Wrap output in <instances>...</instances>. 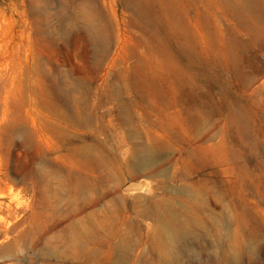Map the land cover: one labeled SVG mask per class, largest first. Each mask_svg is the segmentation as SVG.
<instances>
[{"label": "rangeland", "instance_id": "obj_1", "mask_svg": "<svg viewBox=\"0 0 264 264\" xmlns=\"http://www.w3.org/2000/svg\"><path fill=\"white\" fill-rule=\"evenodd\" d=\"M261 5L0 0V264H85L68 226L92 209L94 264L111 263L121 235L139 264L150 255L134 225L155 223L140 212L171 196L223 238L249 242L255 232L253 255L238 264H264V12L253 10ZM234 108L252 139L235 126ZM155 139L157 173L131 166L137 146ZM190 251L180 264H216V247L212 259Z\"/></svg>", "mask_w": 264, "mask_h": 264}, {"label": "bare ground", "instance_id": "obj_2", "mask_svg": "<svg viewBox=\"0 0 264 264\" xmlns=\"http://www.w3.org/2000/svg\"><path fill=\"white\" fill-rule=\"evenodd\" d=\"M253 10L257 12L258 16H261V13L264 12V7L262 5L259 7L255 6ZM89 36L94 40L93 43H95L97 48H99L101 43L95 41L94 34H89ZM239 115L241 117V114ZM239 115L237 109L234 108L232 112V116L235 126L238 128L243 138L252 139V134L248 126H245V124L244 126H240L239 123H241L242 120L239 117ZM161 145H162L161 142L158 141L157 139L153 140L149 145L143 143L139 144L132 158L131 166H134L141 171H146L147 174L155 173V172L157 173L156 164L158 163L159 159H161V152H160ZM249 145L251 149L255 150L259 148L260 143H257L253 140L252 143L249 142ZM76 149L79 153L82 154L88 152V148L84 146L77 147ZM212 151H213L212 155L214 157H221V158L226 157L224 153L221 154L219 152L220 148H218L217 146H213ZM80 200L81 199H79V201ZM175 204H176L175 197L171 196L169 198H162L156 201L148 202L147 205H145V208L141 210L140 213L142 215L152 217L155 223L151 226L146 227L145 229H142V227L139 224L134 225V227L137 229V233L139 234L138 243L140 245L147 243L148 244L147 251L150 255L149 260L141 259L139 264H180V260L183 257H187V260L193 258V254L191 253L190 250L193 249L195 246L200 248L203 255H207L211 259L212 256L211 254H209L208 250L211 247H216L218 251L217 253L218 257L214 260L216 264H222L228 261H230L233 264H238L241 258L244 257V255L253 253L256 247L255 232L251 231L249 242H240L237 240V238L234 239L223 238L221 237L219 233V228L216 225H214L211 222H208L207 220H203V219L200 220L199 218L197 219L196 217L195 219L193 217L192 203H190V205L188 206L185 205L184 209H182L180 212L175 208ZM199 204L201 205V203ZM210 205H208V207L210 209H213L214 206H210ZM79 222L80 224H75V222L74 223L72 222L68 226V230L70 232L68 236L69 245H72V247H75L81 251L83 250L85 252V256L83 260L85 264H94L96 262L95 255L97 254V252L100 251V246L97 241L100 235L99 219H98L97 211L95 209H92L85 212L83 216H81ZM108 226H110V224ZM143 239H145V241H143ZM114 250H115V254L112 256L110 264H121L123 262H130L131 264H134L130 256L129 244L127 240H125L124 236L122 235L120 236V240L114 247ZM63 261H65L63 260V258H57V260L53 264H61L63 263ZM66 263L75 264V261L67 260Z\"/></svg>", "mask_w": 264, "mask_h": 264}]
</instances>
